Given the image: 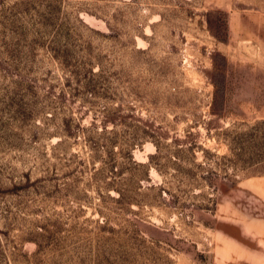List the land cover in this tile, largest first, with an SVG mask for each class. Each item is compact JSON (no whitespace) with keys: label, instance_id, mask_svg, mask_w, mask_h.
<instances>
[{"label":"rangeland","instance_id":"1","mask_svg":"<svg viewBox=\"0 0 264 264\" xmlns=\"http://www.w3.org/2000/svg\"><path fill=\"white\" fill-rule=\"evenodd\" d=\"M0 264H264V0H0Z\"/></svg>","mask_w":264,"mask_h":264}]
</instances>
